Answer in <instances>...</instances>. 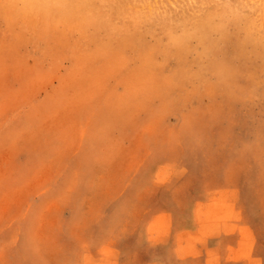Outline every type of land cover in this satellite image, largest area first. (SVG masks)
I'll return each mask as SVG.
<instances>
[{"label": "rangeland", "instance_id": "rangeland-1", "mask_svg": "<svg viewBox=\"0 0 264 264\" xmlns=\"http://www.w3.org/2000/svg\"><path fill=\"white\" fill-rule=\"evenodd\" d=\"M263 25L264 0H0V264H152L192 205L183 254L239 223L264 246Z\"/></svg>", "mask_w": 264, "mask_h": 264}, {"label": "crops", "instance_id": "crops-1", "mask_svg": "<svg viewBox=\"0 0 264 264\" xmlns=\"http://www.w3.org/2000/svg\"><path fill=\"white\" fill-rule=\"evenodd\" d=\"M192 210L193 205L187 207L185 216L172 214L173 234L171 233L169 242L156 244L153 247L152 264H262V261H264V246L259 245V229L256 227V223V230L252 223H249V225L239 223L237 229L248 227L253 232L254 246L258 245L257 253L262 251L260 260L258 255L252 256L250 259H242L240 255V257L236 255V249H240L242 240L241 231L238 230L221 234L211 245L200 247L194 244L187 254H183L180 239L181 235L184 234V229L185 232H191L198 227L197 217ZM234 257H237L238 260Z\"/></svg>", "mask_w": 264, "mask_h": 264}, {"label": "bare ground", "instance_id": "bare-ground-1", "mask_svg": "<svg viewBox=\"0 0 264 264\" xmlns=\"http://www.w3.org/2000/svg\"><path fill=\"white\" fill-rule=\"evenodd\" d=\"M23 1H25V2H27V3H29V2H33V1H34V2H36L37 4H40V0H23ZM181 2H182V1H181ZM195 2H196V1H195ZM203 2H204V1H203ZM203 2H202V3H203ZM212 2H213V1H212ZM214 2H215V0H214ZM216 2H217V0H216ZM186 3H187V2H186ZM209 3H210V2H209ZM118 4H119V2H118ZM206 4H207V3H206ZM213 4H214V3H213ZM179 5H180V4H179ZM204 6H205V5H204ZM207 6H208V5H207ZM192 7H193V5H192ZM197 7H198V6H197ZM202 7H203V6H202ZM205 7H206V6H205ZM181 8H182V7H181ZM208 8H209V7H208ZM212 8H213V7H212ZM198 9H200V8H198ZM203 9H204V7H203ZM121 10H122V9H121ZM184 10H186V8H185ZM200 10H202V8H201ZM179 11H180V10H179ZM179 11H177V12H179ZM235 11H236V10H235ZM106 12H107V10H106ZM136 13H137V12H136ZM172 13H173V12H172ZM209 13H210V12H209ZM168 14H169V13H168ZM133 15H134V14H133ZM224 15H225V14H224ZM224 15H223V16H224ZM124 16H125V15H124ZM166 16H167V15H166ZM174 16H175V15H174ZM180 16H181V14H180ZM199 16H200V15H199ZM223 16H221V17H223ZM215 17H216V16H215ZM218 17H219V16H218ZM178 18H179V17H178ZM244 18H245V17H244ZM134 19H135V18H134ZM175 19H176V18H174V20H173V18H172L173 21H175ZM179 19H180V18H179ZM223 19H224V18H223ZM227 19H228V18H227ZM210 20H211V19H210ZM220 20H221V19H220ZM137 21H138V20H137ZM141 21H142V19H141ZM173 21H172V22H173ZM177 21H180V20L177 19L175 22H177ZM213 21H214V20H213ZM216 21H217V20H216ZM240 21H241V19H240ZM244 21H245V20H244ZM205 23H206V22H205ZM212 23H213V22H212ZM186 26H187V25H186ZM227 26L229 27V25H227ZM263 26H264V25H263ZM192 27H193V26H192ZM218 27H219V26H218ZM216 28H217V27H216ZM237 28H238V27H237ZM237 28H236V29H237ZM192 29H193V28H192ZM192 29H191V30H192ZM174 32H175V31H174ZM229 33H230V32H229ZM250 33H251V31H250ZM246 34H247V33H246ZM237 35H238V34H237ZM256 37H257V36H256ZM259 37H262V36H259ZM246 38H247V37H246ZM253 38H254V37H253ZM244 39H245V38H244ZM250 39H252V38H250ZM256 39H257V38H256ZM262 39H264V38L262 37ZM252 40H253L254 42L257 41V40L255 41L254 39H252ZM252 40H251V41H252ZM259 40H260V39H259ZM242 41H243V40H242ZM262 41H263V40H262ZM244 42H245V41H244ZM246 42H247V41H246ZM249 42H250V40H249ZM249 42H247V43H249ZM242 44H243V43H242ZM260 44H264V43L261 42ZM208 45H209V44H208ZM244 46H245V45H244ZM180 48H181V47H180ZM239 48H240V47H239ZM252 48H253V47H252ZM241 49H243V48H241ZM247 49H248V48H247ZM256 49H257V48H256ZM250 50H252V49H250ZM253 52H254V51H253ZM255 53H256V52H255ZM258 57H259V56H258ZM246 59H247V58H246ZM256 59H257V58H256ZM138 67H139V65H138ZM210 68H211V67H210ZM208 73H209V72H208ZM109 74H110V73H109ZM229 74H230V73H229ZM215 77H216V76H215ZM225 78H226V77H225ZM221 79H222V78H221ZM94 83H95V82H94ZM137 89H138V88H137ZM94 91H95V90H94ZM141 91H142V90H141ZM84 92H85V91H84ZM149 92H150V91H149ZM150 94H151V93H150ZM152 94L154 95V93H152ZM99 95H100V94H99ZM80 96H81V95H80ZM74 98H75V97H74ZM121 100H122V99H121ZM116 106H117V105H116ZM116 108H117V107H116ZM120 110H121V109H120ZM196 112H197V111H196ZM197 113H198V112H197ZM123 119H124V118H123ZM120 128H121V127H120ZM237 129H238V128H237ZM187 130H188V129H187ZM188 136H189V135H188ZM181 138H182V136H181ZM183 140H184V138H183ZM200 140H201V139H200ZM204 140H205V139H204ZM183 142H184V141H183ZM85 143H86V142H85ZM203 144H204V142H203ZM223 144H224V143H223ZM153 145H154V144H153ZM221 146H222V145H221ZM228 147H230V146H228ZM231 147H232V146H231ZM207 153H208V152H207ZM227 153H228V152H227ZM204 156H205V155H204ZM206 157H207V156H206ZM206 157H205V158H206ZM224 160H225V159H224ZM225 161H226V160H225ZM160 165H161V164H160ZM216 166H217V165H216ZM215 168H216V167H215ZM213 169H214V168H213ZM203 170H204V169H203ZM220 195H221V194H220ZM263 206H264V204H263ZM201 207H202V206H201ZM207 207H208V206H207ZM234 210H235V209H234ZM237 210H238V209H237ZM234 212H235V211H234ZM261 215H262V214H261ZM220 221H221V220H220ZM222 224H223V222H222ZM225 224H226V222H225ZM207 225H208V224H207ZM207 225H206V226H207ZM229 225H230V224H229ZM208 226H209V225H208ZM212 226H213V225H212ZM231 226H232V225H231ZM225 228H226V227H225ZM229 228H230V227H229ZM230 229H231V228H230ZM239 229H240V228H239ZM227 230H228V229H227ZM241 230H243V229H241ZM241 230H240V231H241ZM245 230H246V229H245ZM208 231H209V229H208ZM210 231H211V230H210ZM212 231H213V230H212ZM212 231H211V233H212ZM223 231H224V230H223ZM250 231H251V230H250ZM228 232H231V231H228ZM245 232H246V231H245ZM208 233H210V232H208ZM224 233H225V232H224ZM205 235H206V234H205ZM207 235H208V234H207ZM219 235H220V234H219ZM229 235H230V234H229ZM247 237H248V236H247ZM249 237H250V235H249ZM236 239H237V238H236ZM35 240H36V239H35ZM244 240H245V239H244ZM241 241H242V240H241ZM242 242H243V241H242ZM242 242H241V243H242ZM241 243H240V245H241ZM254 243H255V241H254ZM238 244H239V243H238ZM248 244H249V243H248ZM248 244H247V245H248ZM249 245H250V244H249ZM249 245H248V246H249ZM55 246H56V245H55ZM245 246H246V244H245ZM251 246H252V243H251ZM251 246H249V247H251ZM242 247H243V246H242ZM243 248H244V247H243ZM242 250H243V249H242ZM242 250H241V252H242ZM247 250H249V249L247 248ZM236 251H237V249H236ZM241 252H240V254H241ZM236 253H238V252H236ZM242 253H243V252H242ZM68 254H69V253H68ZM211 254H212V253H211ZM240 254H239V255H240ZM248 255H250V254H248ZM22 256H23V255H22ZM209 256H210V255H209ZM239 257H240V256H239ZM216 258H217V257H216ZM216 258H215V259H216ZM234 258H237V257H234ZM213 259H214V258H213ZM234 260H235V259H234ZM237 260H238V258H237ZM105 261H106V260H105ZM112 261H113V260H112ZM209 261H210V260H209ZM114 262H115V261H114ZM114 262H113V263H114ZM87 263H88V261H87ZM89 263H90V262H89ZM115 263H116V262H115ZM218 263H219V262H218ZM107 264H108V263H107ZM147 264H148V263H147Z\"/></svg>", "mask_w": 264, "mask_h": 264}]
</instances>
